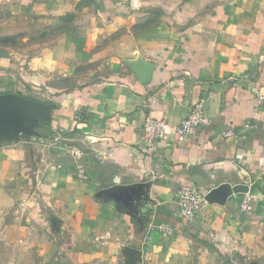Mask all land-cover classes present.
Returning a JSON list of instances; mask_svg holds the SVG:
<instances>
[{
    "label": "crops",
    "instance_id": "crops-1",
    "mask_svg": "<svg viewBox=\"0 0 264 264\" xmlns=\"http://www.w3.org/2000/svg\"><path fill=\"white\" fill-rule=\"evenodd\" d=\"M18 32L0 94L51 108L43 138L0 139V264H264V0H0V39ZM198 102L209 125L179 141ZM146 117L169 128L150 153ZM184 184L211 199L192 224Z\"/></svg>",
    "mask_w": 264,
    "mask_h": 264
},
{
    "label": "built area",
    "instance_id": "built-area-1",
    "mask_svg": "<svg viewBox=\"0 0 264 264\" xmlns=\"http://www.w3.org/2000/svg\"><path fill=\"white\" fill-rule=\"evenodd\" d=\"M209 121L204 116L202 102L195 103L188 113V115L180 122L177 128L178 140L181 138L193 135L200 126H208ZM169 128L165 121L154 120L150 117H146L142 124L141 132V147L142 149L150 153L164 140V136L167 134ZM233 133L225 132L223 137H230ZM32 138H43L32 137ZM49 140H52L48 138ZM53 141H57L54 139ZM54 145V144H53ZM66 154L73 159L74 170L76 178L84 182L88 179L87 171L85 170V164L83 163V154L70 146L66 147ZM251 196L245 195L242 202L238 206L240 212H246L249 208ZM207 202L197 187L191 184L181 185L177 190V197L175 201V208L172 211L173 219L180 220L186 224H192L201 210L206 206ZM153 229L159 233L171 235L173 233V227L170 223L156 224Z\"/></svg>",
    "mask_w": 264,
    "mask_h": 264
},
{
    "label": "water",
    "instance_id": "water-1",
    "mask_svg": "<svg viewBox=\"0 0 264 264\" xmlns=\"http://www.w3.org/2000/svg\"><path fill=\"white\" fill-rule=\"evenodd\" d=\"M136 77L141 82H146L147 68L142 63L129 64ZM49 104L32 100L28 97L17 96L11 93L0 94V139L26 135L28 138L41 137L36 131L42 122L49 120ZM206 200L210 202V198ZM131 261L135 252L129 250Z\"/></svg>",
    "mask_w": 264,
    "mask_h": 264
},
{
    "label": "rangeland",
    "instance_id": "rangeland-1",
    "mask_svg": "<svg viewBox=\"0 0 264 264\" xmlns=\"http://www.w3.org/2000/svg\"><path fill=\"white\" fill-rule=\"evenodd\" d=\"M27 34H29V37H30V35H32L31 33H27ZM39 34H40V32L35 31V35L33 34L34 38L37 39ZM44 34H46V31H44ZM24 35H25V33L18 32V33L14 34L8 38H4V39H0V40H12V41H16L17 45H20L22 42L21 40L25 37Z\"/></svg>",
    "mask_w": 264,
    "mask_h": 264
}]
</instances>
